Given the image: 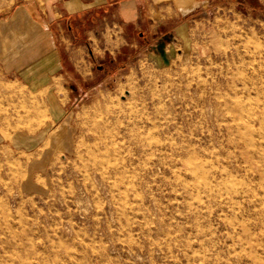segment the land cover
Here are the masks:
<instances>
[{
	"label": "rangeland",
	"instance_id": "rangeland-1",
	"mask_svg": "<svg viewBox=\"0 0 264 264\" xmlns=\"http://www.w3.org/2000/svg\"><path fill=\"white\" fill-rule=\"evenodd\" d=\"M104 23L0 73V264H264V0Z\"/></svg>",
	"mask_w": 264,
	"mask_h": 264
},
{
	"label": "crops",
	"instance_id": "crops-1",
	"mask_svg": "<svg viewBox=\"0 0 264 264\" xmlns=\"http://www.w3.org/2000/svg\"><path fill=\"white\" fill-rule=\"evenodd\" d=\"M212 1H23L0 15V73L10 79H23L25 75L35 73L33 80L44 81L47 78L49 82L51 77L57 76L62 82H66L68 68L72 65L75 68L73 54L66 52L65 57V53H62V49L66 50L65 45L61 44L67 38V32L75 37L76 31L86 32L96 23L103 24L106 21L104 24L109 22L113 24L116 20L127 38V27L139 29L149 24V31L146 34L139 33L146 42L150 39L147 34L156 33L157 25L166 24L178 16L186 18L198 9L204 10L209 7ZM73 83L75 84L72 87L80 88L79 81ZM76 101V96L68 92L64 108L75 105ZM58 128H62L65 134L69 131L66 121ZM26 142L29 143V140Z\"/></svg>",
	"mask_w": 264,
	"mask_h": 264
}]
</instances>
